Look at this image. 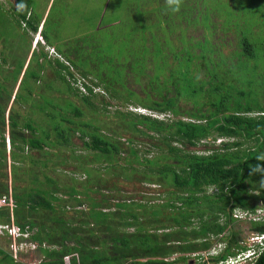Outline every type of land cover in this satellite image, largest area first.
<instances>
[{
  "label": "trees",
  "instance_id": "trees-1",
  "mask_svg": "<svg viewBox=\"0 0 264 264\" xmlns=\"http://www.w3.org/2000/svg\"><path fill=\"white\" fill-rule=\"evenodd\" d=\"M223 1L187 14L176 0L190 21L175 28L165 10L130 32L137 57L107 64L87 36L53 42L31 0H0V41L15 48L0 46V197L15 200L0 221L13 212L30 230L35 264H219L248 247L234 211L264 206V20ZM6 242L0 264H29Z\"/></svg>",
  "mask_w": 264,
  "mask_h": 264
},
{
  "label": "rangeland",
  "instance_id": "rangeland-1",
  "mask_svg": "<svg viewBox=\"0 0 264 264\" xmlns=\"http://www.w3.org/2000/svg\"><path fill=\"white\" fill-rule=\"evenodd\" d=\"M1 1L5 3L13 1L15 3V0ZM165 1L169 3V0H52L50 4L51 8L48 11L50 17L47 28L51 30L48 32L52 41L57 43L63 50L67 47V43H74L77 41V38L82 36L85 38L87 36L86 45L89 47L94 45L95 41L101 42L98 51H91L92 57L96 59L104 58L108 64L111 61V56L117 54V59L122 63L127 57L131 59V57L134 58L139 55L138 45L136 44H139L141 36L133 33L130 34V32L147 31L154 23L168 20L170 17L166 16V11L170 12L169 16H171L173 27L175 28H180L179 20L187 21L190 19L189 15L181 17L178 12L180 10H183L187 14L191 12L193 10L192 0H182L181 3H184V5L180 7V10L179 8L176 9L177 2L172 5L173 7L170 5L168 8ZM206 1H214L212 5L213 9L221 8V1L224 4L223 0ZM31 2L35 6L36 11L42 12L49 0H31ZM242 3V0H234L235 7L242 6ZM245 4L258 9L259 14L262 15V19L264 20V0H244ZM201 9L200 6L196 7L197 12ZM0 23L3 24L2 22ZM0 30H3V28L0 27ZM197 34L199 36V33ZM37 37L38 34L34 37L33 44L35 46L37 44ZM116 38H119V41ZM23 45L25 46L26 44L23 42ZM228 47L230 45L223 47V50L227 52L229 50L227 49ZM16 50V58H19L20 54H23V51H25L20 48H16ZM49 52L52 55H57L50 48ZM58 54L62 55L60 52ZM117 67L121 68V66ZM109 68H112L111 64ZM235 227L241 229L242 238L245 243L248 236L251 235V222L248 220H237ZM213 248L211 253L216 254L217 251L219 252V245L217 243H215ZM31 250L28 249V251L23 252L26 254H20L18 257L29 264H35L40 260L42 255L38 251L32 255ZM204 255L205 259H207L208 253L206 252Z\"/></svg>",
  "mask_w": 264,
  "mask_h": 264
},
{
  "label": "built area",
  "instance_id": "built-area-1",
  "mask_svg": "<svg viewBox=\"0 0 264 264\" xmlns=\"http://www.w3.org/2000/svg\"><path fill=\"white\" fill-rule=\"evenodd\" d=\"M41 38L40 32L36 41ZM53 53L58 52L55 47L49 46ZM52 52V51H51ZM51 54V53H50ZM80 83V82H79ZM81 88H85L81 85ZM8 148H10V140L8 138ZM8 206L13 210L15 206V200L12 196L11 191L8 195H3L0 197V207ZM234 217L238 220H248V221H259L264 219V206H259L255 210L236 208L234 211ZM30 230L27 228H22L14 220L13 212H11V221L2 222L0 221V236H5L10 238V243L8 244V250L13 255L14 258L19 259L18 256L22 252L28 251V249H36L38 243L29 239ZM245 243L247 248L240 250L236 255H231L227 260L219 264H253V260L257 257L260 252L264 249V232L251 231V235L248 236Z\"/></svg>",
  "mask_w": 264,
  "mask_h": 264
},
{
  "label": "crops",
  "instance_id": "crops-1",
  "mask_svg": "<svg viewBox=\"0 0 264 264\" xmlns=\"http://www.w3.org/2000/svg\"><path fill=\"white\" fill-rule=\"evenodd\" d=\"M51 1H52V0H49L47 6L43 8V12H44V15H45L44 17L48 16V14H49L48 11H49V9L51 8V7H50ZM15 3H16V0H15ZM43 21H44V20H43ZM41 29H42V24L40 25L37 34H39V32L41 31ZM37 34H36V35H37ZM14 40H15V39H14ZM8 42H9V43H10V42H13L12 36H9V37H8ZM2 43H3V40L1 39V41H0V46H1V48L5 51V55L7 56V58H10V57H11V53H12V51H13L15 48H14V47H11V46H8V45H4V44H2ZM51 46L55 47V45H53V44L50 45V47H51ZM34 48H35V45L32 44V47L30 48L29 56H28V59H27L26 64H28V62H29V58H30V56H31L32 51H33ZM55 49H56V51H57V48H56V47H55ZM57 52H58V51H57ZM50 55H52V54H50ZM54 56H55V55H54Z\"/></svg>",
  "mask_w": 264,
  "mask_h": 264
},
{
  "label": "clouds",
  "instance_id": "clouds-1",
  "mask_svg": "<svg viewBox=\"0 0 264 264\" xmlns=\"http://www.w3.org/2000/svg\"><path fill=\"white\" fill-rule=\"evenodd\" d=\"M169 4H170V5L176 4V0H169ZM177 6H178V4H177ZM37 42H38V41H37ZM48 49H49V47H48Z\"/></svg>",
  "mask_w": 264,
  "mask_h": 264
}]
</instances>
